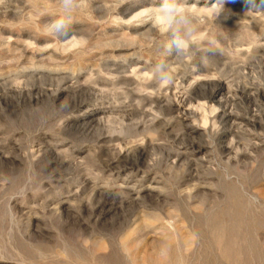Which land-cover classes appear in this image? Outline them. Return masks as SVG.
I'll return each mask as SVG.
<instances>
[{
	"label": "rangeland",
	"instance_id": "1",
	"mask_svg": "<svg viewBox=\"0 0 264 264\" xmlns=\"http://www.w3.org/2000/svg\"><path fill=\"white\" fill-rule=\"evenodd\" d=\"M163 2L0 0V264H264V0Z\"/></svg>",
	"mask_w": 264,
	"mask_h": 264
},
{
	"label": "bare ground",
	"instance_id": "2",
	"mask_svg": "<svg viewBox=\"0 0 264 264\" xmlns=\"http://www.w3.org/2000/svg\"><path fill=\"white\" fill-rule=\"evenodd\" d=\"M207 1V0H206ZM248 1H250V0H248ZM129 2V1H128ZM134 2V1H133ZM261 2V1H260ZM127 4H129V3H127ZM140 4V3H139ZM175 4V3H174ZM182 4H184V3H182ZM197 4V3H196ZM203 4V3H202ZM219 4V3H218ZM247 4V3H246ZM126 5V4H125ZM146 5V4H145ZM149 5V4H148ZM152 5V4H151ZM181 5V4H180ZM179 5V6H180ZM251 5V4H250ZM220 6V5H219ZM218 6V7H219ZM135 7H136V4L135 3H133L132 5H131V7L130 8H128V10L130 11V12H134V10H135ZM205 7V6H204ZM122 8V7H121ZM139 9V8H138ZM219 9V8H218ZM147 10V9H146ZM118 11V10H117ZM130 12H128V13H130ZM152 13V12H151ZM191 13V12H190ZM202 13V12H201ZM120 14V13H119ZM118 14V15H119ZM131 14V13H130ZM153 14V13H152ZM187 14V13H186ZM193 14V13H192ZM120 16V15H119ZM139 16H142V15H139L138 14V16L136 15V18H138ZM149 17V16H148ZM193 17H194V15H193ZM135 18V16L133 17V19ZM135 18V19H136ZM139 18H141V17H139ZM138 18V19H139ZM195 18V17H194ZM193 20V18L192 17H189V16H186L185 14H182V15H178L177 16V18L175 19V21L171 24V26H170V28H171V31H176L177 30V28L178 27H180L181 25H183V24H185V23H188V22H190V21H192ZM147 22V21H146ZM150 23V22H149ZM149 23H147L145 26H147L150 30H155L156 28V26H158V25H156L157 23H156V21L154 22V25H150ZM199 23V22H198ZM152 24V23H151ZM195 24H196V22H195ZM143 25V24H142ZM156 25V26H155ZM260 25H262V23L260 24ZM153 28H155V29H153ZM169 29V28H168ZM189 29V31H191V29L190 28H188ZM156 31H158V30H156ZM164 31V30H163ZM169 31V30H168ZM68 34V33H67ZM143 34V33H142ZM160 34V33H159ZM65 35V34H64ZM181 35H182V33H181ZM63 36V35H62ZM141 36V35H140ZM65 37H67V36H65ZM61 39V38H60ZM132 39H133V37H132ZM66 40V39H65ZM185 40V39H184ZM256 40V39H255ZM244 42V41H243ZM133 43V42H132ZM171 43H173V42H171ZM187 44H188V42H186ZM132 45V44H131ZM186 45V44H185ZM188 47V46H187ZM191 47V46H190ZM178 48V47H177ZM264 48V47H263ZM107 50V49H106ZM180 51V50H179ZM176 52V51H175ZM181 54V53H180ZM186 54V53H185ZM171 56H173V54L171 55ZM169 57V56H168ZM141 58V57H140ZM164 63V62H163ZM133 65V64H132ZM134 66V65H133ZM145 66V65H144ZM136 68H137V66H136ZM135 69V68H134ZM156 69V68H155ZM154 69V70H155ZM141 70V69H140ZM146 70V69H145ZM134 71V70H133ZM142 71V70H141ZM156 71V70H155ZM157 71H161V70H157ZM137 72V71H136ZM142 72H144V70L142 71ZM149 72V71H148ZM152 72H153V70H152ZM134 73V72H133ZM118 74V73H117ZM148 77V76H147ZM185 77V76H184ZM160 78V77H159ZM180 78V77H179ZM139 79V78H138ZM133 80V79H132ZM158 80V79H157ZM160 80V79H159ZM134 81H136V80H134ZM179 81V80H178ZM186 82V81H185ZM134 83V82H133ZM137 83H139V82H137ZM150 83V82H149ZM182 83V82H181ZM180 83V84H181ZM136 84V83H135ZM179 85V84H178ZM177 85V86H178ZM155 86V85H154ZM174 87H175V85H174ZM182 87V86H181ZM223 89V88H222ZM178 90V89H177ZM218 91V90H217ZM220 92L221 91H218L214 96H213V98H216L219 94H220ZM63 93V92H62ZM65 93V92H64ZM214 93V92H213ZM212 94V93H211ZM175 100V99H174ZM172 102V101H171ZM175 102V101H174ZM180 102H182V101H180ZM85 104V103H84ZM172 105V104H171ZM186 105V104H185ZM178 106V105H177ZM182 107V106H181ZM180 107V108H181ZM101 112V111H100ZM99 113V112H98ZM185 112H183V114H184ZM97 114V113H96ZM86 115V114H85ZM91 115V114H90ZM197 115V114H196ZM198 116V115H197ZM224 116V115H223ZM231 116V115H230ZM189 117V116H188ZM227 117V116H226ZM225 117V118H226ZM195 118V117H194ZM228 118V117H227ZM232 118V117H231ZM224 119V118H223ZM103 120V119H102ZM94 120H92V122H93ZM97 121V120H96ZM223 121V120H222ZM99 122V121H98ZM102 122V121H101ZM227 122V121H226ZM194 129H196V128H194ZM196 148V147H195ZM203 151V150H202ZM192 152V151H191ZM190 153V152H189ZM188 153V154H189ZM192 155V154H191ZM145 173V172H144ZM119 175V174H118ZM136 175H138V174H136ZM154 179V178H153ZM71 180V179H70ZM145 180V179H144ZM152 182H153V180H152ZM129 183V182H128ZM157 183H159V182H157ZM152 185V184H151ZM132 187V186H131ZM157 187V186H156ZM155 187V188H156ZM123 188H125V187H123ZM126 189V188H125ZM128 189V188H127ZM134 189V188H133ZM137 189V188H136ZM131 192V191H130ZM134 193V192H133ZM130 197V196H129ZM133 197V196H132ZM139 198V197H138Z\"/></svg>",
	"mask_w": 264,
	"mask_h": 264
},
{
	"label": "clouds",
	"instance_id": "3",
	"mask_svg": "<svg viewBox=\"0 0 264 264\" xmlns=\"http://www.w3.org/2000/svg\"><path fill=\"white\" fill-rule=\"evenodd\" d=\"M226 0H221V5L219 7H222ZM218 6H214V9L217 10ZM180 12L179 6H175L173 4H170L168 0H164V2L160 6V14L156 16V23L161 26V28H168L171 26V24L175 21L178 14ZM178 47L183 48L184 42L178 41Z\"/></svg>",
	"mask_w": 264,
	"mask_h": 264
}]
</instances>
